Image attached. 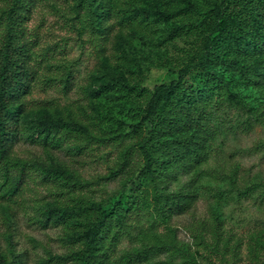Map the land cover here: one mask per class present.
Listing matches in <instances>:
<instances>
[{
	"label": "rangeland",
	"instance_id": "1",
	"mask_svg": "<svg viewBox=\"0 0 264 264\" xmlns=\"http://www.w3.org/2000/svg\"><path fill=\"white\" fill-rule=\"evenodd\" d=\"M238 1L250 0H94L93 17L86 0H0V65L19 57L24 79L11 104L15 134L0 156V249L9 262L75 264L74 230L50 208L97 202L115 211L138 194L142 205L101 245L103 264H125L147 247L148 259L134 264H264V84L243 80L264 79L248 68L263 66V50L229 46L228 27L189 30L197 14L185 10L212 2L221 23L245 17ZM11 16L20 21L12 29ZM191 64L170 117L186 113L190 134L207 140L170 145L156 170L141 174L140 142L157 121L133 131L138 113L148 91ZM205 79L232 80L238 104L216 84L204 89ZM48 115L64 122L61 132H43ZM54 168L70 177L49 175Z\"/></svg>",
	"mask_w": 264,
	"mask_h": 264
},
{
	"label": "trees",
	"instance_id": "2",
	"mask_svg": "<svg viewBox=\"0 0 264 264\" xmlns=\"http://www.w3.org/2000/svg\"><path fill=\"white\" fill-rule=\"evenodd\" d=\"M178 1V0H177ZM87 8L92 12L94 0H86ZM212 2L201 8L197 5H190L185 8L189 13L193 12L197 14L195 20L189 24V30L194 28H202L208 32L213 33L217 29H223L228 27L231 30L227 35L229 46L238 48L240 50L250 51L252 44H256V49L263 50L261 52L263 66L253 67L251 64L248 68L258 77L264 76V21H259L258 16L261 9H264L263 3L255 4V0L249 2L238 1L235 4V8L240 10V13L245 12L244 16L231 17V20L225 19L220 23V11L216 10V5L212 8ZM219 5V4H217ZM19 6H15L14 9H20ZM219 7V6H218ZM14 9L12 12H14ZM16 15L18 12H14ZM14 15V14H13ZM13 19V20H12ZM94 21L95 19L92 18ZM11 27L20 22L18 16H11L8 21ZM176 31L179 29L176 27ZM228 32V31H225ZM253 37V40H252ZM12 37L8 38V44L4 50V59L10 56V48H12ZM193 65L180 69L179 71L172 70L171 74L173 79L169 83H162L157 85L152 91H148L150 98L144 109H142L138 115L142 112L138 126H133V131L139 132V128L145 123H154L157 121L156 126L150 129L149 133L145 135L140 142V151L143 155L144 163L141 169V174L150 175L156 170L160 163L161 153L164 150H170V145H177L179 150L184 147L187 142L188 145L205 144L207 138L204 135L195 133L190 134L193 119H188L186 113H181L177 117H170V112L179 106L177 97L182 94V90H186L185 75L188 68ZM20 68H23L22 60L19 57L10 59L7 63L0 65V156L3 158L7 152V141L10 136L15 133L14 122L11 119L15 116L14 108L12 107V101L17 97L20 91L21 84H23L22 72ZM13 75L16 79H9V75ZM26 75V73L24 74ZM250 84H264V79H243ZM203 82V88L207 89L210 85L216 84L214 91L219 92V96L223 97L230 104H238L237 94L231 91L230 85L232 80L229 79H205ZM20 87V88H19ZM211 98V97H210ZM199 104V103H194ZM210 104L209 102L206 103ZM40 125L43 132L49 136L54 133H59L64 128V122L52 115L41 118ZM71 127L75 129L83 130L84 128L74 123ZM155 129L160 130L161 135H156ZM186 133L185 139H176L170 141L169 136L176 133ZM49 175L55 177L69 178L70 174L61 169H50ZM131 207L126 206L127 203L119 204L117 210L105 209L102 203L91 202L84 205H57L51 207L49 210V216L54 222L67 223L73 228L72 239L79 245V251L74 254L75 264H103L100 259V248L102 244L111 237L112 231L118 226L119 220L125 215H131L136 208L142 205L143 199H140V195L133 194L131 196ZM185 199V197H184ZM153 247H147L140 253H133L126 256L125 264H134L143 262L148 259L149 255L153 252ZM0 264H14L9 262L7 257L0 249Z\"/></svg>",
	"mask_w": 264,
	"mask_h": 264
}]
</instances>
